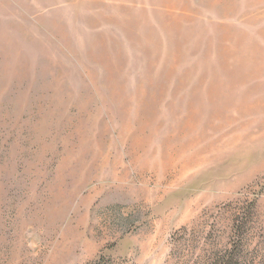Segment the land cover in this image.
Segmentation results:
<instances>
[{
  "label": "rangeland",
  "instance_id": "rangeland-1",
  "mask_svg": "<svg viewBox=\"0 0 264 264\" xmlns=\"http://www.w3.org/2000/svg\"><path fill=\"white\" fill-rule=\"evenodd\" d=\"M0 264H264V0H0Z\"/></svg>",
  "mask_w": 264,
  "mask_h": 264
}]
</instances>
